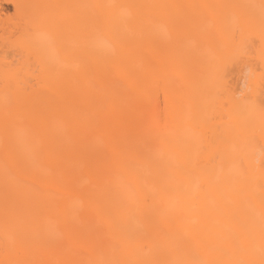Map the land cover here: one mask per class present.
<instances>
[{
	"label": "bare ground",
	"instance_id": "obj_1",
	"mask_svg": "<svg viewBox=\"0 0 264 264\" xmlns=\"http://www.w3.org/2000/svg\"><path fill=\"white\" fill-rule=\"evenodd\" d=\"M15 6L0 264H264V0Z\"/></svg>",
	"mask_w": 264,
	"mask_h": 264
},
{
	"label": "rangeland",
	"instance_id": "obj_2",
	"mask_svg": "<svg viewBox=\"0 0 264 264\" xmlns=\"http://www.w3.org/2000/svg\"><path fill=\"white\" fill-rule=\"evenodd\" d=\"M15 3H16V0H0V8H2V9H4L5 10V15H2L1 17L2 18H5V16H8V18H16V16L18 15V13H17V10H18V8H16V6H15ZM7 25V24H6ZM6 25H3L2 23H0V38H3V39H1V40H4V42L2 43L1 41H0V58L2 57H4L5 58V60L6 61H9V62H12V67H21V65H23L24 63L26 64L27 63V66L29 65V66H32V65H36V63L34 62V60L33 59H29L30 60V62H24V60L25 59H27V58H25L24 59V57L22 56V55H16L17 53H16V51H14V49H12V47L10 48V46L12 45H10V42L12 43L13 42V40H15V39H19V37L21 36V34L19 33V32H16V33H13V34H8L7 32H4V30H5V28H6ZM7 35H9V36H7ZM11 35V36H10ZM6 36V38H4ZM11 38V41H10V38ZM7 38H8V40H9V42H8V40H7ZM6 40H7V43H9V45L10 46H8V44H6ZM1 58V59H2ZM4 58H3V60H4ZM4 60V61H5ZM28 60V59H27ZM23 63V64H22ZM38 63V62H37ZM24 64V65H25ZM9 64H7V66H8ZM20 65V66H19ZM10 67V66H9ZM26 67V66H25ZM22 68V67H21ZM21 70H23V69H21ZM24 72V71H23ZM22 73V72H21ZM20 73V74H21ZM28 79H29V76H28ZM32 80H33V78H32ZM32 80H30V84H32V82L34 81H32ZM28 81V80H27ZM29 82V81H28ZM4 101V100H3ZM8 101V100H7ZM5 102H6V100H5ZM4 102V103H5ZM11 102V101H10ZM7 103V102H6ZM5 103V104H6ZM13 102H11V104H12ZM4 104H2V106H3ZM1 106V107H2ZM10 106L12 107V106H14V104H12V105H10V103L8 104V106L6 105V107L9 109L10 108ZM16 107V106H15ZM14 107V108H15ZM6 108V109H7ZM13 107H12V110L13 111H11L10 109H9V111H11V112H14V113H16V111L17 110H15ZM15 110V111H14ZM8 111V112H9ZM18 112V111H17ZM29 112V111H28ZM28 112H26L27 114H28ZM13 113V114H14ZM23 114H24V110H23V112H22ZM9 114H11V113H9Z\"/></svg>",
	"mask_w": 264,
	"mask_h": 264
}]
</instances>
